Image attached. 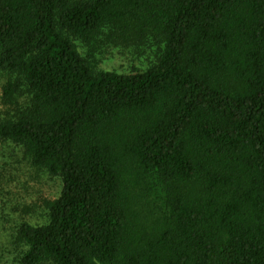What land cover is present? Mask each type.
<instances>
[{"label": "trees", "instance_id": "trees-1", "mask_svg": "<svg viewBox=\"0 0 264 264\" xmlns=\"http://www.w3.org/2000/svg\"><path fill=\"white\" fill-rule=\"evenodd\" d=\"M0 75V143L61 183L0 264H264V0H0Z\"/></svg>", "mask_w": 264, "mask_h": 264}, {"label": "rangeland", "instance_id": "rangeland-1", "mask_svg": "<svg viewBox=\"0 0 264 264\" xmlns=\"http://www.w3.org/2000/svg\"><path fill=\"white\" fill-rule=\"evenodd\" d=\"M100 59V71L120 74L137 73L148 65L143 55L125 48L110 50ZM6 83V77L0 75V118H4L8 111L2 100ZM11 113L9 107V115ZM0 171L3 176L0 184V253L9 255L10 261L18 252L13 242L17 226L23 222L43 225L47 203L58 198L61 183L33 167L24 151L11 143H0Z\"/></svg>", "mask_w": 264, "mask_h": 264}]
</instances>
